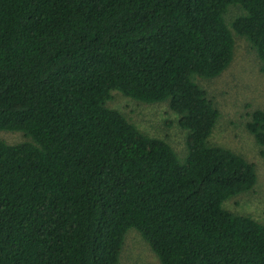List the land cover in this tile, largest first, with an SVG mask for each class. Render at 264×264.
<instances>
[{"label":"trees","instance_id":"obj_1","mask_svg":"<svg viewBox=\"0 0 264 264\" xmlns=\"http://www.w3.org/2000/svg\"><path fill=\"white\" fill-rule=\"evenodd\" d=\"M237 13L230 22L227 11ZM264 74V0H0V264H118L136 230L159 264H264V224L222 207L254 165L208 138L220 113L194 79ZM167 103L182 160L107 107ZM245 130L264 148V108Z\"/></svg>","mask_w":264,"mask_h":264},{"label":"rangeland","instance_id":"obj_2","mask_svg":"<svg viewBox=\"0 0 264 264\" xmlns=\"http://www.w3.org/2000/svg\"><path fill=\"white\" fill-rule=\"evenodd\" d=\"M237 12L236 8L231 7L225 20L230 22ZM231 33L234 47L230 65L215 78H195L194 81L206 91L207 97L220 113L208 143L231 150L255 168L256 183L253 189L227 198L222 207L264 224V148L261 153L245 130L249 113L264 108V74L259 71L255 54L245 40ZM106 105L121 112L143 133L165 140L181 160L184 158L185 131L177 125V116L169 110L167 103L144 104L112 91ZM0 138L7 143L23 140L22 135L16 132H0ZM118 264L159 262L139 233L129 229Z\"/></svg>","mask_w":264,"mask_h":264}]
</instances>
